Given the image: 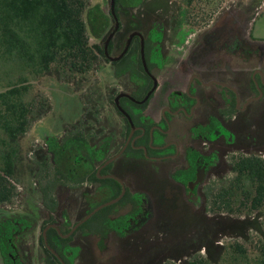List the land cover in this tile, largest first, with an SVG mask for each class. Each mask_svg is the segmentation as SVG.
Here are the masks:
<instances>
[{"label": "flooded vegetation", "instance_id": "flooded-vegetation-1", "mask_svg": "<svg viewBox=\"0 0 264 264\" xmlns=\"http://www.w3.org/2000/svg\"><path fill=\"white\" fill-rule=\"evenodd\" d=\"M83 1L93 53L71 78L56 79L58 102L74 104L57 108L43 94L42 114L31 118L13 194L0 204H13L26 176L27 206L0 212V264H122L126 245L141 251L143 240H164L158 221L170 215L202 220L203 235L209 197L238 161H264V35L255 22L233 54L202 41L215 12L190 27L170 17L179 5L166 0ZM41 121L53 133L23 147ZM109 252L116 263L104 262Z\"/></svg>", "mask_w": 264, "mask_h": 264}, {"label": "trees", "instance_id": "trees-1", "mask_svg": "<svg viewBox=\"0 0 264 264\" xmlns=\"http://www.w3.org/2000/svg\"><path fill=\"white\" fill-rule=\"evenodd\" d=\"M154 2L158 1L145 0V4ZM210 2L166 0V4L179 5L172 16L168 15L179 26L190 27L193 23L205 26L211 20ZM84 4L83 0H0V204L13 194L9 179L21 142L30 121L42 114L43 102L48 99L39 88L40 81L71 78L72 69L85 65L93 53L85 38L82 17L88 11ZM209 198L207 207L213 214L201 244L204 257L191 253L189 260L181 264H218L225 261V256L245 255V249L237 243L229 254L217 239L208 238L212 232L232 231V237L238 231L233 237L237 240H247L250 232L263 233L264 221L258 223V219L264 220V161L239 160L232 180ZM231 214L236 220L227 226L220 221V217ZM252 214L257 215L256 219H251ZM254 260V264H264V244Z\"/></svg>", "mask_w": 264, "mask_h": 264}, {"label": "rangeland", "instance_id": "rangeland-1", "mask_svg": "<svg viewBox=\"0 0 264 264\" xmlns=\"http://www.w3.org/2000/svg\"><path fill=\"white\" fill-rule=\"evenodd\" d=\"M101 0H90V3L95 5L97 3H99ZM131 1L130 3H135L137 1L135 0H129ZM231 2H235L238 4H249V3H253L255 6H253V9L251 10V13H249V17H251L252 15L254 16V20L252 21V24H254V29H255V34L257 36H263L264 35V0H211V4L209 6L210 10H211V14L215 12V16L212 18L213 20V24H215V20L219 17V13L221 12V10L223 9L224 6L229 5ZM260 5V6H259ZM258 7V8H257ZM105 10H107V7L105 8ZM239 15L242 16L243 14H241V12H239ZM211 25V26H212ZM210 26V27H211ZM207 28L206 30L210 29ZM249 29L250 27H248V31L247 33L249 34ZM246 41H250L249 37L247 36ZM12 74H10L11 76ZM60 82H58L57 80H49L47 78H43L40 81V90L43 91L44 94H46V96H49V98L53 99V96H55V98L53 100H55V102H57V108L59 106H61L62 102H68V103H72L74 104V99H70L67 98L66 96L61 97V101L62 102H58L60 99L58 98L59 96V91L58 89L55 88V85H58ZM38 89V88H37ZM54 103V102H53ZM55 104V103H54ZM71 108V112H72ZM57 123V122H56ZM45 131L47 133H53L52 128L50 127V125L46 122V121H41V122H37L34 123L32 125V127L30 128L29 134L25 139V142L22 144L23 147L27 148L30 147L32 144H34L36 141H40L41 140V136L40 133L42 134V132ZM50 133V134H51ZM24 148V149H25ZM23 170V169H21ZM25 172V171H24ZM25 174V173H24ZM18 180H20V185L18 186V193L19 195L14 199V202L12 205H0V212H9V213H22L23 212V208L22 209H17V207L19 206V201L21 200L22 204L25 206H27L26 204V197L28 194L26 193H22L23 192V187L22 186H27V181L29 180L28 177L26 176H20L18 177ZM28 188V186H27ZM24 198V199H23ZM15 205V206H14ZM213 214V213H212ZM212 214L210 213L209 215H206V217L209 219V217L212 216ZM232 215V214H231ZM231 217V218H229ZM243 217V216H241ZM251 219H256L257 215L256 214H252ZM220 221H222L223 223H225V225L227 226L228 222H230L231 220H236L235 216H222L220 217ZM259 222L258 223H262V221H264L263 219L259 218L258 219ZM159 222V226H157L158 229L165 231V235H164V240L158 241V243H153V244H149V242H147L146 240L142 241V249L141 251L139 249H137L136 247H131V246H125L124 247V251L126 253H124V257L122 259V264H147L148 262H150L149 264H151L152 262H155V260L158 257V261L156 262V264H160L163 261L166 260H175L178 261V259L181 260V262L184 261V258L189 256L191 253H199L200 257H204V252L201 249L203 247V245H199L200 240L202 241V243L205 242V233L202 235V228L203 226L205 227L206 224L202 222V220H197V219H193V218H180L174 215H170L169 217H166L164 219H161L158 221ZM262 227V234H257L255 232H250L247 235V240H237L234 239L233 237L237 236L238 231H236V234H234L232 237H230L229 234L232 233V231L230 233H228V231H222L221 230V234H216L212 232V234L208 235V238L210 237L211 240H218L219 245L225 246L226 251L229 252L231 250V247L233 246L234 243H237L239 245H241L246 253L244 256L242 257H238V256H233L229 257V256H225V258L223 257L222 260H225L224 262L221 263L218 262V264H254V258L255 256L258 255V249L261 246V244H264V227L263 224L261 225ZM199 233L200 234V240L197 236H194V233ZM135 235V234H134ZM194 236V237H192ZM202 237V238H201ZM216 237V238H215ZM132 238V237H131ZM156 239V237H155ZM112 245V244H110ZM188 246V247H187ZM173 247V250L170 249ZM215 247V246H214ZM164 248H169L167 250H165ZM187 248V249H186ZM230 248V249H229ZM176 249V250H175ZM183 249V251L181 250ZM185 249V250H184ZM144 251V252H142ZM160 251V252H158ZM163 251V252H162ZM141 252V253H140ZM158 252V255H157ZM114 255H115V251H114ZM105 257L103 258L104 262H112V263H116L115 261V257L112 258V253H106L104 255ZM216 257L213 255V258ZM231 259V260H230ZM186 261V260H185ZM107 262V263H108Z\"/></svg>", "mask_w": 264, "mask_h": 264}, {"label": "water", "instance_id": "water-1", "mask_svg": "<svg viewBox=\"0 0 264 264\" xmlns=\"http://www.w3.org/2000/svg\"><path fill=\"white\" fill-rule=\"evenodd\" d=\"M253 6H255L253 3L238 4L235 2H231L229 5L224 6L218 15L219 17L215 20V24L203 33L202 41L212 44V46L220 45L226 47L228 51L233 54L244 51L249 44V41H246L248 27H251L252 21L254 20L253 15L249 17V13H251ZM239 12L243 15L240 16ZM204 52L207 53L208 50L206 49ZM184 61L185 67H183L188 68L187 63L190 61L180 60V63L182 64ZM169 67L170 65H167L165 70L168 71ZM190 68H192L193 71L195 69H200V66L195 65ZM183 76H180V78L188 77L189 73Z\"/></svg>", "mask_w": 264, "mask_h": 264}]
</instances>
